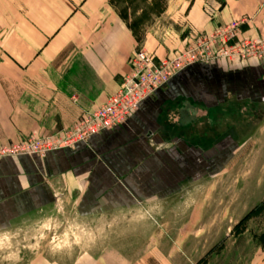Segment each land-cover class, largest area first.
<instances>
[{
  "label": "crops",
  "instance_id": "crops-1",
  "mask_svg": "<svg viewBox=\"0 0 264 264\" xmlns=\"http://www.w3.org/2000/svg\"><path fill=\"white\" fill-rule=\"evenodd\" d=\"M110 2L10 1L0 28V146L75 125L118 91L138 43ZM181 10L195 29L207 27L200 3ZM217 20L241 21L239 40L264 37V0H224ZM244 102L264 103V63H198L111 131L41 159L0 158V228L51 202L57 183L93 213L163 199L182 182L221 173L239 146L220 114Z\"/></svg>",
  "mask_w": 264,
  "mask_h": 264
},
{
  "label": "rangeland",
  "instance_id": "rangeland-1",
  "mask_svg": "<svg viewBox=\"0 0 264 264\" xmlns=\"http://www.w3.org/2000/svg\"><path fill=\"white\" fill-rule=\"evenodd\" d=\"M10 1L0 2L8 11L0 13V28L11 19ZM194 2L201 5L203 30L185 18L186 11L179 12ZM221 2L111 0L110 5L133 25L134 54L143 50L165 60L185 54L197 36L220 26ZM173 9L178 14H166ZM3 55L0 45V59ZM194 115L190 110L188 119ZM220 115L225 135L239 146L224 171L182 182L163 199L107 212L80 209L66 184H53L51 202L0 228V264H264V247L257 239L264 231V208L235 229L264 202V103L244 102ZM171 122L176 124V118ZM73 127L26 135L20 142L61 137ZM230 146L227 141V152Z\"/></svg>",
  "mask_w": 264,
  "mask_h": 264
},
{
  "label": "built area",
  "instance_id": "built-area-1",
  "mask_svg": "<svg viewBox=\"0 0 264 264\" xmlns=\"http://www.w3.org/2000/svg\"><path fill=\"white\" fill-rule=\"evenodd\" d=\"M241 21L218 26L212 33L197 36L195 45L185 54L165 60H156L143 50L130 60V70L120 83L118 91L103 105L87 112L63 136L30 137L20 143L0 147V157H45L48 152L73 148L92 135L111 131L123 125L140 103L183 69L198 63L227 60L231 63H264V37L237 39Z\"/></svg>",
  "mask_w": 264,
  "mask_h": 264
},
{
  "label": "trees",
  "instance_id": "trees-1",
  "mask_svg": "<svg viewBox=\"0 0 264 264\" xmlns=\"http://www.w3.org/2000/svg\"><path fill=\"white\" fill-rule=\"evenodd\" d=\"M221 7L224 5V0H222V2L220 3ZM125 19V18H124ZM123 20V19H122ZM125 21V20H123ZM128 27L130 28V30L133 33V25L128 24ZM134 34V33H133ZM264 208V202L258 206H256L253 210H251L248 214H246L241 220L240 222L236 225L235 229L240 227L242 224H244L249 218H251L254 213H255V209L259 210V209H263ZM258 239V243L260 246L264 247V231L259 235Z\"/></svg>",
  "mask_w": 264,
  "mask_h": 264
}]
</instances>
